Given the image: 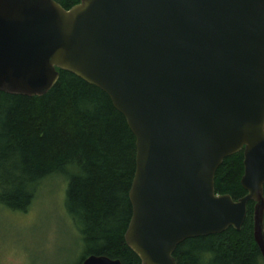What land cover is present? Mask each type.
Here are the masks:
<instances>
[{
	"label": "water",
	"instance_id": "obj_1",
	"mask_svg": "<svg viewBox=\"0 0 264 264\" xmlns=\"http://www.w3.org/2000/svg\"><path fill=\"white\" fill-rule=\"evenodd\" d=\"M57 70L105 93L135 136L124 239L142 264L239 232L251 201L264 260V0H0V92L42 96ZM241 151L246 196L216 195Z\"/></svg>",
	"mask_w": 264,
	"mask_h": 264
},
{
	"label": "trees",
	"instance_id": "obj_2",
	"mask_svg": "<svg viewBox=\"0 0 264 264\" xmlns=\"http://www.w3.org/2000/svg\"><path fill=\"white\" fill-rule=\"evenodd\" d=\"M53 1L69 10L81 0ZM57 71V83L42 96L0 92V206L25 212L42 182L61 176L68 181L67 211L86 246L81 262L95 255L142 264L124 239L132 217L135 136L105 93ZM243 162V151L223 161L215 174L216 195L234 201L246 196ZM254 207L247 204L239 232L231 228L179 245L177 264H264L253 238Z\"/></svg>",
	"mask_w": 264,
	"mask_h": 264
},
{
	"label": "rangeland",
	"instance_id": "obj_3",
	"mask_svg": "<svg viewBox=\"0 0 264 264\" xmlns=\"http://www.w3.org/2000/svg\"><path fill=\"white\" fill-rule=\"evenodd\" d=\"M68 181L42 182L25 212L0 206V264H79L86 253L66 208Z\"/></svg>",
	"mask_w": 264,
	"mask_h": 264
}]
</instances>
